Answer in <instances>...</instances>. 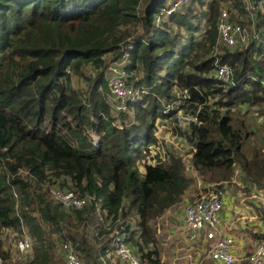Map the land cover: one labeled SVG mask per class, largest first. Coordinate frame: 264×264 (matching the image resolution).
<instances>
[{"label":"trees","instance_id":"16d2710c","mask_svg":"<svg viewBox=\"0 0 264 264\" xmlns=\"http://www.w3.org/2000/svg\"><path fill=\"white\" fill-rule=\"evenodd\" d=\"M162 1L0 0V264H20L2 250L5 230H25L32 241L22 264H63L61 239L84 264H104L114 228L142 264H161L150 223L181 203L193 181L180 152L155 137L157 120L170 124L213 190L231 181L235 167L249 182H264V132L240 110L257 107L264 117V0H250L258 40L218 47L215 57L218 17L226 8L244 23L242 0H190L156 27ZM130 26L141 33L125 68L139 80L128 82L149 90L128 103L133 122L106 102L108 65L120 60ZM216 60L231 69L229 86L215 79ZM72 77L85 88H74ZM178 99L180 108L172 107ZM179 111L196 114L200 125L176 130ZM53 187L78 193L86 205L62 208Z\"/></svg>","mask_w":264,"mask_h":264},{"label":"built area","instance_id":"2783aa9c","mask_svg":"<svg viewBox=\"0 0 264 264\" xmlns=\"http://www.w3.org/2000/svg\"><path fill=\"white\" fill-rule=\"evenodd\" d=\"M189 1L176 0L170 7L160 8L153 15L154 25L159 26L165 17L174 13L182 5L188 4ZM242 2L247 12L244 23L231 21L226 11H222L218 17L217 46L224 48L240 46L245 49L251 40H258L259 34L255 27L254 7L251 5L250 0H242ZM121 48L123 54L120 60L111 62L108 65L106 102L110 110L116 114L128 113V103L136 102L143 95L149 93L148 89L128 82V80L133 82L137 79L136 71H133L130 76L125 71L132 45L124 44L121 45ZM215 64V79L219 83L229 86L232 79L231 69L226 65H220L218 60ZM260 83L264 87V80H261ZM199 125L200 121L196 114L179 111L175 115L173 127L176 130H184ZM92 139L93 144H97L98 138L92 135ZM150 149L155 152L152 146ZM50 195L54 202L60 204L66 210H79L87 203V199L81 197L78 193L57 187L50 189ZM223 197L222 190H211L207 195H202L193 203L185 206L182 234L184 235L183 242L186 244L188 252H190L185 257L192 260V255H195L200 259H207L213 264H264V240L255 241L249 253L239 255L235 251V242L231 236L225 233L221 218ZM23 234L26 237L22 238L23 236H21L22 239L17 240L18 243L15 242L14 248L18 252V257L22 258L23 262H27L32 241L30 237L27 238L26 233ZM112 235L114 253L122 264H142L129 244L125 242L123 235L118 234L116 231ZM59 249L64 264H83L79 250L71 242L63 241Z\"/></svg>","mask_w":264,"mask_h":264},{"label":"rangeland","instance_id":"374dc122","mask_svg":"<svg viewBox=\"0 0 264 264\" xmlns=\"http://www.w3.org/2000/svg\"><path fill=\"white\" fill-rule=\"evenodd\" d=\"M175 1L176 0H163L159 4V9L160 8H168ZM206 1H208V0H205L204 2H206ZM225 6H229V3H225L223 5V7H225ZM143 11H144V8H142V7L138 8V12L142 13ZM223 11H226L228 13L226 8H224ZM228 15H229V19L233 22H238L237 20L240 18V14L237 12H234L232 17L230 16V14H228ZM246 16H247V12H246ZM245 18L246 17H244V19ZM239 20H241V19H239ZM204 22L205 21H203L202 24H204ZM243 25L246 26L245 24H243ZM130 31H131L132 35L130 37H128L126 40H124L123 43H121V45H124V44H131L132 45V43L135 40L134 36L141 33V28L139 26L138 27L130 26ZM216 47L217 48L214 50L213 57H215V55L217 56L218 54H220L219 48H218L220 46H216ZM86 71L91 72L89 68H87ZM136 74H137V79L139 80L138 72H136ZM92 75H93V73H91V76ZM136 80H134V81H136ZM71 84L74 88L83 89V88H85L87 83L82 78L72 77ZM210 100H211V102L217 101L218 97L216 96L214 98H210ZM181 103L182 102L180 101V99H178V100H176V102L174 103V105L172 107L180 108ZM161 104L163 106V103H161ZM240 108H241L240 110L243 113H246V121L250 125H253L254 128H256L255 130L257 132H259V131L264 132V117L260 116V114L258 113V108L257 107H249L247 105L242 106ZM233 112H235V111H233ZM127 115H128L129 120L131 122H133L134 121V114H133L131 109L128 110ZM160 123H161L160 121H158V120L156 121V128L154 129V131H155L154 135L164 145V150L169 149L172 152L173 151L174 152L175 151L180 152V154L184 158L185 166H186L185 173L193 181V184H192L191 188L188 190L187 194L185 195V198L189 199V203H193L194 201L199 199L200 196L207 195V193L210 192L211 190L213 191V188H215V186L209 185L212 187H208L207 190L203 189V190H205V192H201V190H202L201 186H206V185H204V183L201 181L198 174L195 172V170L191 167V165L189 163L190 156L188 155V152H190V150L182 149V147H181L182 145H180L181 142H179L177 140V138H174L172 135L173 128H171L170 124L166 126L163 122H162V124H160ZM259 127H261L262 129H260ZM144 145H145L144 140L137 141L136 145H135L137 152H141L144 148ZM139 161L141 162L142 160H139ZM197 181H201L202 184L200 182H197ZM222 186H225L226 188L224 189V187H223V189H219V190H222L223 193L225 191H227V196L231 192H236L235 196H239V198L244 199L240 203L242 205H245L248 208L253 209L252 212L256 218L255 219H248V220L244 219L247 227L244 228L243 231H248L249 229H258V224H262V226H264V186L258 187V188H248L249 185L247 183V179H246L244 174L243 175L241 174L238 167H235V172H234V175H233L231 181L228 184L222 185ZM110 223L111 222L109 221L105 225V227L108 226ZM135 223L136 222L134 219L129 221L131 228H133L135 226ZM100 225H102V223L99 224L97 226V228H95L93 230L94 233H97V231L99 229H101ZM150 225H151L152 231L154 229L156 231L154 234L155 240H156L154 247L158 251V254H159L158 258L162 264H198V263H200V264H213L210 261H208L207 259L203 260V259L198 258V256H195L192 254H191L192 260H188L185 256L187 255V253H190V252H188V248H187L186 244L183 242L182 238H180V237L177 238V236L173 235L172 233L167 232L168 230H166V228H163L162 223H160V222L158 223L157 220L152 221L150 223ZM92 229H93V227H92ZM92 229L90 228V230H92ZM262 229L264 230V227H262ZM113 230L114 231L110 233V236H111L110 237L111 238L110 249H113V246H112L113 235L112 234L115 232V228ZM23 233H26V235H28V233L25 230H23V232L20 235H18L14 231L5 230L3 235L1 236V238H2V250L8 254L10 260L12 259L14 261H19L20 264H22L24 260L22 258L18 257V254H17L18 252L15 250L14 245H15V242L18 243L19 239L21 240L22 238L26 237V236H23L24 235ZM21 236H23V237L21 238ZM28 237H29V235L27 236V238ZM63 241H65V240L61 239L57 242V249H58V255L60 256V258L62 259V262L64 264L63 256H62L60 249H59V246ZM103 241L105 242V237L103 238ZM80 254H81V252H80ZM81 259L83 262L82 254H81ZM185 261H187L188 263ZM104 264H122V263H121V261H119V259L116 257V255L113 251H109L106 255V258L104 259Z\"/></svg>","mask_w":264,"mask_h":264},{"label":"crops","instance_id":"0c3cea01","mask_svg":"<svg viewBox=\"0 0 264 264\" xmlns=\"http://www.w3.org/2000/svg\"><path fill=\"white\" fill-rule=\"evenodd\" d=\"M237 21L239 22V19ZM163 123L166 126L169 125L168 123ZM160 124H162V122ZM181 147L182 149H184L183 146ZM197 182H200L202 184L201 181ZM247 183L249 185L248 188H258L264 186V182L262 184H254L247 180ZM226 184L228 183H224L222 185ZM204 185L206 186H201L202 190H207L208 187H212L209 186V184L204 183ZM223 187L224 189L226 188L225 186ZM202 190L201 192H205V190ZM187 192L188 191H186L185 194L182 196L181 203H179L177 206L166 209L163 214L156 219L158 223H162L163 228H166V230H168L167 232L172 233L173 235L177 236V238L180 237L182 239L184 237V235L182 234L183 210L185 206L189 204V199L185 198ZM235 194L236 192H231L227 196V191L224 192V197L222 200L223 209L221 212V218L224 225L225 233L233 238L235 242V251L237 252V254L241 255L249 253L252 250L254 242L260 240L255 238L254 235L264 236V230L262 229V227L264 226H262V224H258V229H249L248 231H243V229L247 227L244 219H255L256 217L252 212V208H248L240 203L244 199L239 198V196H235ZM155 232L156 231L154 229L153 233L155 234Z\"/></svg>","mask_w":264,"mask_h":264}]
</instances>
